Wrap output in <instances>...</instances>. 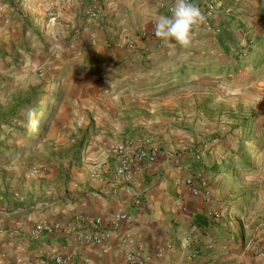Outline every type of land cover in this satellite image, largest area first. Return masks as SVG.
Masks as SVG:
<instances>
[{"label":"rangeland","instance_id":"374dc122","mask_svg":"<svg viewBox=\"0 0 264 264\" xmlns=\"http://www.w3.org/2000/svg\"><path fill=\"white\" fill-rule=\"evenodd\" d=\"M55 1L0 0V204L33 187L65 141L105 136L190 157L208 186L205 218L229 239L264 233V0H193L205 20L188 47L151 22L111 35L100 3Z\"/></svg>","mask_w":264,"mask_h":264},{"label":"crops","instance_id":"0c3cea01","mask_svg":"<svg viewBox=\"0 0 264 264\" xmlns=\"http://www.w3.org/2000/svg\"><path fill=\"white\" fill-rule=\"evenodd\" d=\"M93 3H100L101 16L108 13L111 35L120 30L132 35L145 29L154 10L170 14L174 0H81L80 6ZM78 141H65L60 149L66 151H56L33 187L0 204V264H43L54 255L71 264H128L126 254L134 252L144 264H264V233L229 239L221 225L205 218L208 186L194 196L186 185L191 179L196 188L199 181L198 165L190 157H172V147L160 150L151 167L123 184L113 177L110 148L116 138ZM96 165L104 176L91 175ZM120 214L126 218L114 229L111 224ZM39 225L54 231L33 237ZM80 230L108 235L99 244L82 243L76 238ZM125 237L133 243L123 245ZM212 238L214 247L224 244L220 254H212Z\"/></svg>","mask_w":264,"mask_h":264},{"label":"built area","instance_id":"2783aa9c","mask_svg":"<svg viewBox=\"0 0 264 264\" xmlns=\"http://www.w3.org/2000/svg\"><path fill=\"white\" fill-rule=\"evenodd\" d=\"M62 0H56L55 2H51V6L56 5L58 2ZM97 7L93 6L90 9V16H97ZM208 8V16L214 13L215 6L213 4H209ZM110 155L116 161V165L113 171V177L116 180H119L123 184L130 183L134 176L140 173L143 168H148L153 165L157 158L156 149L146 150L141 146H136L134 144H116L110 148ZM199 161V158H196ZM93 177H102L104 176V170L102 166L96 165L91 172ZM198 184L196 188H192V180L188 179L186 181V185L189 186L191 192L194 196H197L203 189H205L206 183L203 180L202 176L198 174ZM126 216L124 214H120L115 216L113 223L111 224L114 229H117L119 223L124 220ZM99 222L96 221L95 225ZM54 228L47 225H39L36 226L32 230V236L38 237L44 233H52ZM107 233H100L97 231L94 232H86V231H78L77 232V241L82 243H91V244H99L107 237ZM133 240L129 237H125L122 241V244H131ZM126 261L128 264H144V260L140 257L139 253H128L126 254ZM43 264H71V260L69 258L63 257L61 255H54L49 260L44 262Z\"/></svg>","mask_w":264,"mask_h":264},{"label":"clouds","instance_id":"9594fccd","mask_svg":"<svg viewBox=\"0 0 264 264\" xmlns=\"http://www.w3.org/2000/svg\"><path fill=\"white\" fill-rule=\"evenodd\" d=\"M151 16L155 37L173 47L190 46L194 28L205 20L204 14L193 0H174L170 14L154 10ZM27 115L33 125L38 123L34 109H29Z\"/></svg>","mask_w":264,"mask_h":264},{"label":"trees","instance_id":"16d2710c","mask_svg":"<svg viewBox=\"0 0 264 264\" xmlns=\"http://www.w3.org/2000/svg\"><path fill=\"white\" fill-rule=\"evenodd\" d=\"M20 107V104L19 103H16L15 105L11 106L10 109L8 110V116L9 117H14L17 113V110L19 109ZM246 127V126H244ZM246 131H250V128H246ZM31 136H33L31 133H30ZM216 170H217V175L220 176L221 173H226L227 172V167L225 165H220V166H217L216 167Z\"/></svg>","mask_w":264,"mask_h":264}]
</instances>
